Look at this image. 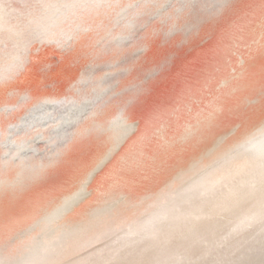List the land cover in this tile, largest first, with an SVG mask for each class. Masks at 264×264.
I'll return each instance as SVG.
<instances>
[{"label":"bare ground","instance_id":"bare-ground-1","mask_svg":"<svg viewBox=\"0 0 264 264\" xmlns=\"http://www.w3.org/2000/svg\"><path fill=\"white\" fill-rule=\"evenodd\" d=\"M31 2L12 0L18 12L9 22L23 28ZM212 2L193 0L186 7L185 0H157L165 7L158 12L153 8L145 17L162 37L175 19L170 46L185 39L189 27L203 33L231 21L230 47L217 60L209 57L181 69L174 88L155 100V108L138 113L134 130L100 146V152L112 150L102 164L97 166L91 155L73 154L68 158L71 165L61 164L35 178L28 166L44 153L27 151L23 166L16 161L0 170L4 264H264V212L257 208L261 193L242 196L223 214L213 211L253 171L231 148L261 121L260 85L250 78L234 79L228 61L235 64L243 57L247 68L253 56L264 52V0H226L219 13ZM11 48L9 43L4 49L5 61ZM222 81L227 87L218 92ZM233 88L234 93L217 101L223 111L212 120L198 116L209 110L215 97ZM0 102L16 100L3 97ZM116 107L113 100L105 110L111 114ZM244 114L251 118L241 121ZM133 159L138 163L125 162ZM222 174L230 179L210 191L201 187ZM54 175L58 179L53 180ZM58 209L63 210L56 225L45 229L41 220ZM58 231V243L50 246L47 242Z\"/></svg>","mask_w":264,"mask_h":264},{"label":"snow or ice","instance_id":"snow-or-ice-1","mask_svg":"<svg viewBox=\"0 0 264 264\" xmlns=\"http://www.w3.org/2000/svg\"><path fill=\"white\" fill-rule=\"evenodd\" d=\"M192 2L185 0V6ZM211 6L219 13L226 0H213ZM163 7L165 3L157 0H32L21 28L9 22L18 12L12 0H0V100H16L14 104L0 102V170L16 161L23 166L22 154L27 151L44 153L28 166L35 178L61 164L71 165L74 162L68 158L73 154L81 158L91 155L99 166L112 151L100 152V146L115 143L134 130L138 113L155 108V100L174 88L181 69L207 62L209 57L217 60L230 47L231 21L227 20L203 33L198 27H189L186 38L170 46L168 37L176 29L175 19L163 37L145 19L153 8L158 12ZM9 43L12 48L5 61L4 49ZM251 59L247 68L243 57L228 63L234 79L250 78L260 85L261 121L246 129L231 148L232 153L245 157L244 167L253 171L239 189H230L229 196L214 206L213 211L220 214L230 211L242 196L257 191L261 193L257 208L264 212V52ZM72 69L75 75L69 71ZM129 76L132 81L121 87ZM226 87L222 81L217 91ZM235 91L215 97L209 110L198 116L212 120L223 111L217 101ZM113 100L116 110L108 114L106 106ZM16 113L22 114L14 120ZM250 118L244 114L240 120ZM239 127L237 124L234 131ZM125 162L138 163L135 159ZM111 175L116 178L115 170ZM229 179L230 175H216L201 187L210 191ZM62 210L41 220L45 229L56 225ZM60 235L58 231L47 243L54 246Z\"/></svg>","mask_w":264,"mask_h":264}]
</instances>
